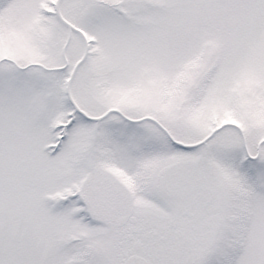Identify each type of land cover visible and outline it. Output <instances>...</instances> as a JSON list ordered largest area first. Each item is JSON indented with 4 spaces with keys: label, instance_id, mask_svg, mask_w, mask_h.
<instances>
[{
    "label": "snow or ice",
    "instance_id": "1",
    "mask_svg": "<svg viewBox=\"0 0 264 264\" xmlns=\"http://www.w3.org/2000/svg\"><path fill=\"white\" fill-rule=\"evenodd\" d=\"M0 264H264V0H0Z\"/></svg>",
    "mask_w": 264,
    "mask_h": 264
}]
</instances>
